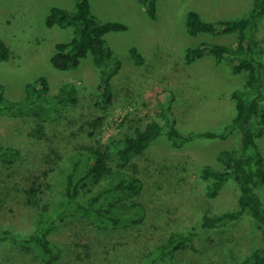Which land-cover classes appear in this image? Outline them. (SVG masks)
<instances>
[{
    "label": "rangeland",
    "instance_id": "obj_1",
    "mask_svg": "<svg viewBox=\"0 0 264 264\" xmlns=\"http://www.w3.org/2000/svg\"><path fill=\"white\" fill-rule=\"evenodd\" d=\"M89 2L98 20L127 25L126 30L105 35L114 59L121 63L109 104L102 102L97 90L99 72L91 55L67 70L55 68L50 61L55 44L70 41L74 32L70 26L47 27L45 19L54 6L74 10L75 0H0V39L10 51L9 58L0 62L4 95L23 100L29 83L42 92L40 78L48 83L49 97L65 85L73 84L77 90V102L65 105L59 113L48 112L47 104L34 107L46 117L43 120L30 114L0 113V145L21 149L15 162L0 161V235L8 231L23 236L33 231L42 206L27 203L25 190L38 177V182L50 185L45 201L51 205L59 201L62 188L57 186L72 161L79 160L80 166H85L86 147L97 138L102 142L121 139L153 118L162 123L173 119L182 134L221 131L235 114L230 93L243 87L245 74L234 72L229 60L217 61L210 54L187 63L184 51L201 43L236 45L237 33L190 35L185 20L190 10L212 22L244 17L252 0H157L154 19L138 0ZM257 30L264 47V16ZM132 47L141 54L139 64L130 54ZM96 119L95 136L90 137L92 128L82 124ZM38 121L40 131L35 130ZM238 141L239 136L232 133L223 139H193L175 148L166 136L160 137L132 160L143 181L140 193L124 201L122 195L111 194L98 204L116 205L113 203L118 198L117 202L138 203L144 210L141 221L112 227L96 225L82 213L68 217L48 234L60 250L53 264H79L80 258L87 260L86 252L96 254L100 264H141L170 233L192 227L200 230L204 214L235 207L237 185L229 180L216 197H208V182L200 177V169L207 164L221 168L217 153L236 148ZM258 143L264 156V132ZM260 193L264 201V185ZM260 243L254 222L243 214L237 221L201 236L197 251L180 250L175 264H240ZM0 264L46 263L35 247L3 240Z\"/></svg>",
    "mask_w": 264,
    "mask_h": 264
},
{
    "label": "trees",
    "instance_id": "obj_2",
    "mask_svg": "<svg viewBox=\"0 0 264 264\" xmlns=\"http://www.w3.org/2000/svg\"><path fill=\"white\" fill-rule=\"evenodd\" d=\"M157 0H138L146 8L148 16L156 18ZM264 16V0H252L247 15L234 19H223L216 22L205 21L195 10L187 13L185 25L190 35L201 32L237 33L236 45L205 44L188 47L184 51V59L191 63L206 54L217 61L229 60L232 70L245 74L242 88L231 91L235 114L221 131H192L182 134L175 126L173 119L164 123L153 118L143 125L137 126L123 138L102 142L99 138L86 147L88 156L85 166L80 161H72L70 168L61 181L60 200L54 204L45 201L48 183L38 182L36 177L25 190L27 203H41L42 212L36 228L21 236L4 231L0 242L9 240L24 248L35 247L46 264H53L59 258L60 250L48 239L49 232L58 228L66 218L79 213L84 214L96 224L106 223L112 227H123L127 223L141 221L143 207L138 203L125 204L116 201L109 207L98 206L111 194L125 197L137 195L143 187L138 176L137 165L132 160L148 149L160 137L166 136L175 148H182L197 138H225L236 133L238 145L233 149H222L217 153V162L221 168L204 165L200 169V177L208 182V197H216L230 180L237 185L238 197L236 206L217 214H204L199 222V229L192 227L186 231L170 233L164 241L152 249L141 264H175L176 254L183 249L198 250V243L205 233L222 228L230 222L237 221L243 214H248L259 232L261 243L253 248L240 264H264V201L261 189L264 185V156L258 139L264 132V47L258 35V25ZM47 27L58 25L72 27L74 37L68 42H57L50 57L52 65L59 70L75 68L82 58L91 55L98 68L99 81L97 90L102 102L109 104L114 99L113 81L118 74L121 63L114 59L112 49L107 45L105 35L109 32L123 31L127 25L119 21H100L91 12L89 0H75V9L69 10L54 6L45 19ZM130 54L136 63L141 62V54L135 48ZM10 51L6 43L0 39V62L9 58ZM42 92L35 90L33 83L27 84L26 97L23 100H10L0 85V113L10 116L27 114L43 120L46 117L34 110L49 105L48 112L59 113L68 104L77 102L76 87L65 85L51 97L47 95L49 86L45 78H40ZM39 101V104L37 103ZM50 110V111H49ZM45 117V118H44ZM38 121L35 130L40 131L42 125ZM92 130L90 137L95 136L98 119L86 121ZM21 155V149L0 145V161L5 164L15 162ZM45 176V175H44ZM210 183V184H209ZM47 184V185H46ZM56 187V188H57ZM44 200V201H43ZM122 200V198L120 199ZM90 249L89 245H84ZM80 258L79 264H100L96 254H88Z\"/></svg>",
    "mask_w": 264,
    "mask_h": 264
}]
</instances>
